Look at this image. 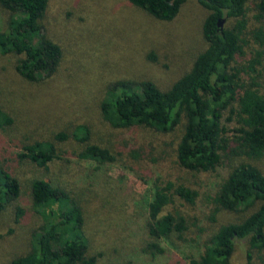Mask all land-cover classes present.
<instances>
[{"label": "trees", "instance_id": "1", "mask_svg": "<svg viewBox=\"0 0 264 264\" xmlns=\"http://www.w3.org/2000/svg\"><path fill=\"white\" fill-rule=\"evenodd\" d=\"M128 1L163 21L174 20L186 2ZM250 1L199 0L209 12L203 23L207 47L196 56L191 68L168 88H161L149 79L137 82L121 79L110 83L99 104L105 121L117 128L145 126L161 133L182 128L176 163L185 172L214 170L228 155L261 158L264 155V93L260 91L257 75H264L263 28L251 32L260 47L248 64L244 68L233 65L236 56L244 54ZM50 3L51 0H0L11 15L7 25L0 22V55L17 57L16 70L29 82H42L53 76L63 60L61 46L44 33L43 19ZM256 6L255 17L264 19V0H258ZM225 17L235 19V23L222 28L218 22ZM244 74L249 80L244 79ZM2 104L0 132L15 130L17 136H12V140L18 150L9 149L0 133V212L21 198L23 182L16 167L26 163L33 175L30 180L32 207L44 221L32 237L31 250L14 257L9 264H98L102 253L90 254L86 211L81 199L47 180L45 172L56 160L73 156L89 164L75 177V183L97 187L106 178L103 167L114 165L123 152L94 139L91 127L85 123L53 130L44 136L27 134ZM131 155L135 160L140 158H137V149ZM37 170L42 173L38 174ZM198 196V190L186 182L169 178L151 183L145 197L148 222L138 227L143 232L148 228V247L164 254L166 247L179 249L182 243L193 240L189 237L192 224L178 208L177 201L194 204ZM212 199L215 213L243 212L245 218L221 225L205 241L199 260H193L192 264H233L237 241L244 238L251 246L245 264H257L252 249H264V171L248 161L234 165ZM53 205H57L56 210ZM25 214L26 210L19 205L16 220ZM150 224L154 234L149 230ZM141 264L165 263L144 261Z\"/></svg>", "mask_w": 264, "mask_h": 264}, {"label": "rangeland", "instance_id": "2", "mask_svg": "<svg viewBox=\"0 0 264 264\" xmlns=\"http://www.w3.org/2000/svg\"><path fill=\"white\" fill-rule=\"evenodd\" d=\"M257 1L251 0L247 5L248 26L244 35L247 44L243 47L244 54L237 55L233 63L243 68L260 47L251 32L264 29V19L255 17ZM208 13L199 0H186L172 21L156 19L128 0H51L43 26L48 38L63 50L57 72L42 82H29L16 70L17 57L0 55V102L25 133L44 136L53 130L85 123L91 127L94 139L123 152L114 165L103 167L106 178L97 187L75 183V177L89 164L73 156L56 160L45 172L47 180L81 199L86 211L90 254L102 253L98 264L144 261L192 264L193 260H199L205 241L221 225L245 218L243 212L215 213L212 197L234 165L248 161L264 171V155L258 159L228 155L214 170L185 172L176 163L182 128L171 133L145 126L117 128L105 121L99 109L107 87L117 80L149 79L161 88L170 87L207 47L203 23ZM10 18V13L0 4V22L7 25ZM234 23L235 19L225 17L221 27H231ZM244 76L249 80L248 75ZM257 77L264 93V75ZM11 131L0 133L9 149L18 150L12 140L17 133ZM134 149L139 150V159L131 155ZM22 164L16 167L23 182L22 196L0 212V264H9L14 257L29 252L34 233L44 223L32 207L33 175L28 164ZM169 178L186 182L198 190L199 196L194 204L177 201L178 208L192 224L189 237L193 240L182 243L179 249L166 247L167 251L161 254L148 247V228L143 232L138 227L148 222L145 197L151 183ZM19 205L26 214L17 221ZM52 207L57 209V205ZM149 230L154 234L152 224ZM250 250L248 239L238 240L233 264H245ZM252 252L254 261L264 264V249H252Z\"/></svg>", "mask_w": 264, "mask_h": 264}, {"label": "water", "instance_id": "3", "mask_svg": "<svg viewBox=\"0 0 264 264\" xmlns=\"http://www.w3.org/2000/svg\"><path fill=\"white\" fill-rule=\"evenodd\" d=\"M225 19L224 18H221L218 22V24L221 26L222 25V22L224 21Z\"/></svg>", "mask_w": 264, "mask_h": 264}]
</instances>
